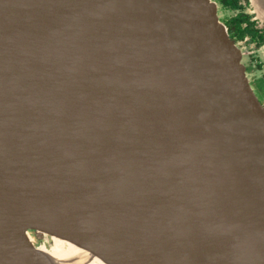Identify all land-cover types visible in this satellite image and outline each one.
Listing matches in <instances>:
<instances>
[{
  "label": "water",
  "instance_id": "1",
  "mask_svg": "<svg viewBox=\"0 0 264 264\" xmlns=\"http://www.w3.org/2000/svg\"><path fill=\"white\" fill-rule=\"evenodd\" d=\"M29 228L62 264H264V105L216 0H0V264H58Z\"/></svg>",
  "mask_w": 264,
  "mask_h": 264
},
{
  "label": "flooded vegetation",
  "instance_id": "2",
  "mask_svg": "<svg viewBox=\"0 0 264 264\" xmlns=\"http://www.w3.org/2000/svg\"><path fill=\"white\" fill-rule=\"evenodd\" d=\"M240 3L243 5V7H242L243 10L241 8H237L236 10L225 9L226 11L233 12V14L232 15H228L226 19H223L221 15H219V16L225 23H227L233 16L239 14L240 12H243L244 14L248 15L250 22L253 23L254 31H257V35L254 34V36H255L254 40L252 39L253 38L252 35H246L243 39H235L233 32L232 31H229V32H230L231 37L235 40V42H237L239 47H241L242 51L244 50L245 45L248 46L250 43H251L252 47H254L256 50H258L264 44V21H261V20L256 18L255 13L252 12V7L250 5V0H240ZM219 13H220V11H219ZM262 39H263L262 43L258 44V42H261ZM252 58H254V55H252ZM251 61H252V59H251ZM258 62L259 63L257 65V67L262 69L264 65H262L260 61H258ZM243 63L247 67V75H248V77L250 79L251 85H252V83L256 84V82H258L259 80L263 81V84H262L263 87L259 88L261 93L263 94V100L259 96L258 97H259V99L261 100V102L264 105V75H262L261 77H256V78L252 77L250 75L252 66H251L250 63H248L246 61L244 52H243ZM28 236H29V239L33 242V244L38 245V244H42L43 243L40 246L47 247V245L45 244V242L43 240H41L42 243H40V239L36 237L35 230L33 228H29ZM50 237L53 240V242H52V244H53L52 248L53 249L52 250H62V249L64 250L68 246V244L70 243V242H68V241H66L64 239L58 238V237H52V236H50ZM49 250H51V249H49Z\"/></svg>",
  "mask_w": 264,
  "mask_h": 264
},
{
  "label": "trees",
  "instance_id": "3",
  "mask_svg": "<svg viewBox=\"0 0 264 264\" xmlns=\"http://www.w3.org/2000/svg\"><path fill=\"white\" fill-rule=\"evenodd\" d=\"M217 2L224 9L236 10L237 8H241L243 10V5L240 3V0H217ZM226 25L228 30L230 29L229 31L233 32L235 39H243L246 35H252V39L254 40V34L257 35V31H254L253 23L250 22L249 16L243 12L233 16ZM262 41L263 39L258 44H261Z\"/></svg>",
  "mask_w": 264,
  "mask_h": 264
},
{
  "label": "rangeland",
  "instance_id": "4",
  "mask_svg": "<svg viewBox=\"0 0 264 264\" xmlns=\"http://www.w3.org/2000/svg\"><path fill=\"white\" fill-rule=\"evenodd\" d=\"M219 11H220L219 15H221L223 19H226L228 15L233 14V12L226 11L224 8H222L220 3H219ZM243 52H244L246 61L248 63H250L252 66L250 75L252 77H255V78L261 77L262 75H264V66L262 69L257 67V65L259 63L258 61H260L261 64L264 65V56H262V54L259 52V49L256 50L254 47H252V45L250 43L248 46L245 45ZM252 55H254V58H252ZM251 59H252V61H251ZM262 84H263L262 80H259L258 82H256V84L252 83L255 92L263 100V94L261 93V91L259 89L260 87L261 88L263 87ZM41 240H43L45 242V244L47 245L48 248H51L53 246V244H52L53 240L50 236H47L45 238L40 239V243H42ZM42 244H38V245H42Z\"/></svg>",
  "mask_w": 264,
  "mask_h": 264
},
{
  "label": "bare ground",
  "instance_id": "5",
  "mask_svg": "<svg viewBox=\"0 0 264 264\" xmlns=\"http://www.w3.org/2000/svg\"><path fill=\"white\" fill-rule=\"evenodd\" d=\"M41 250H43L45 253H49L52 257L51 261L54 263L57 262L58 264H62L59 260L61 259H68V258H72L74 256L77 255H81V254H85L84 257H80L81 259L85 258L87 256V253H85L83 250L78 249L74 244L69 243L68 246L63 250H49L47 247L45 246H39ZM62 261V260H61ZM87 264H106L105 262H103L100 258L95 257L94 259H92L90 262H88Z\"/></svg>",
  "mask_w": 264,
  "mask_h": 264
}]
</instances>
